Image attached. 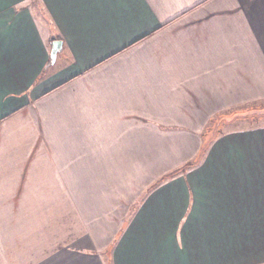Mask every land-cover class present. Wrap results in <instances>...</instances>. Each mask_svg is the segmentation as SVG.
I'll use <instances>...</instances> for the list:
<instances>
[{"label":"crops","instance_id":"crops-1","mask_svg":"<svg viewBox=\"0 0 264 264\" xmlns=\"http://www.w3.org/2000/svg\"><path fill=\"white\" fill-rule=\"evenodd\" d=\"M262 104L264 0H0V264H264Z\"/></svg>","mask_w":264,"mask_h":264},{"label":"rangeland","instance_id":"rangeland-1","mask_svg":"<svg viewBox=\"0 0 264 264\" xmlns=\"http://www.w3.org/2000/svg\"><path fill=\"white\" fill-rule=\"evenodd\" d=\"M253 124H264V104H262L260 108L245 111L243 114L233 115L231 117H219L217 120L216 129L213 131H208L206 134L208 135V138H211L213 136L219 135V133H222L225 130L241 128L243 126Z\"/></svg>","mask_w":264,"mask_h":264},{"label":"water","instance_id":"water-1","mask_svg":"<svg viewBox=\"0 0 264 264\" xmlns=\"http://www.w3.org/2000/svg\"><path fill=\"white\" fill-rule=\"evenodd\" d=\"M62 51V43L56 41L52 44L51 63L56 61L57 55Z\"/></svg>","mask_w":264,"mask_h":264}]
</instances>
